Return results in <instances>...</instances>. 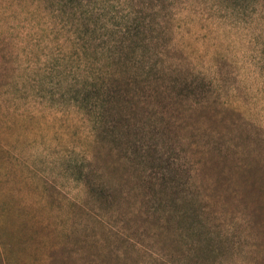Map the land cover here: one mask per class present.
Listing matches in <instances>:
<instances>
[{
  "label": "rangeland",
  "instance_id": "obj_1",
  "mask_svg": "<svg viewBox=\"0 0 264 264\" xmlns=\"http://www.w3.org/2000/svg\"><path fill=\"white\" fill-rule=\"evenodd\" d=\"M0 264H264V0H0Z\"/></svg>",
  "mask_w": 264,
  "mask_h": 264
}]
</instances>
